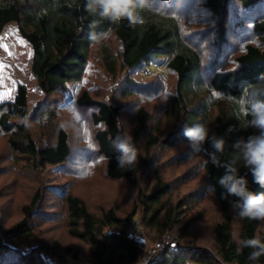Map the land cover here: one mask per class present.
<instances>
[{
    "label": "trees",
    "instance_id": "trees-1",
    "mask_svg": "<svg viewBox=\"0 0 264 264\" xmlns=\"http://www.w3.org/2000/svg\"><path fill=\"white\" fill-rule=\"evenodd\" d=\"M86 2L0 0V41L5 26L16 22L32 47V73L47 97L63 91L71 83H81L93 53L112 77L122 75L125 78L128 86L122 89L121 94L125 99L134 93L149 90L132 79L134 70L166 61L167 68L176 77L174 90L167 96L165 116L159 122L152 124V114L145 105L134 110L136 125L131 142L138 156L132 165L120 167L117 162V157L122 154L118 145L124 141L121 122L124 105L96 98L88 88L79 91L75 99L77 108L90 110V121L96 127L93 155L95 153L99 160L106 163L110 178L124 179L138 186L135 175L142 168L150 167L151 155L158 146L176 147L189 143L184 135L185 129L198 123L204 124L209 132V139L202 145L205 172L210 188H214L212 193L225 215L214 226L215 252H211L206 247L196 246L194 241H191L192 246L179 245L181 239L188 240L190 237L189 224L183 226L181 222L185 203L188 202H183L184 199L175 201L169 182L160 176L150 188L138 189L136 202L126 216L115 206L94 211L80 195L67 190L62 198L69 232L87 243L89 263L139 262L146 249L131 228L135 215L141 213L142 225L152 241L160 240L170 231L177 233L168 248L152 254L151 264H264V255L250 260L252 249L238 245L232 239L235 234L240 240L255 237L264 241V232L260 231L262 220L241 218L236 206L240 198L228 194L219 184L225 172L224 164L230 162L234 155L233 145L255 133L254 128L247 127L244 117L238 115V101L246 87L264 83V0H203L202 4H198L199 0H152L149 8L137 10L145 23L135 27H130L126 18L116 24L85 11ZM199 7L213 16L218 29L214 41L216 52L206 62L198 38L201 34L189 29L186 20ZM239 16L242 18L239 19ZM230 21L239 42L237 47H233L232 61L223 57L219 63L217 60L222 52L219 48L227 41ZM109 29L108 37L103 38L101 34ZM239 29L247 34L238 36ZM92 34L97 36L96 41L90 39ZM112 38L118 41L117 50L111 46ZM228 62L233 65L229 66ZM229 96L233 99H228ZM28 98L26 85L19 83L14 98L0 104L1 128L11 132L9 141L12 147L17 151L23 150L35 167L66 166L72 156L70 135L65 128L59 127L56 115L53 117L54 111L48 112L50 116L45 127L46 130L51 127L56 130L57 137L55 142L43 146H38L32 136L23 131V124L12 120L30 116ZM44 111L39 113L46 115ZM213 136L224 138L223 152L212 147ZM237 168L238 174L247 178L251 192L264 193V187L253 182L243 161L237 164ZM43 197L38 189L31 203L25 205L24 214L29 216L33 213ZM29 226L26 221L18 222L0 234V264H16L8 260L10 254L22 253L8 245L3 237L18 245L24 244L31 234ZM237 247H240L239 253ZM65 255H70L71 261L84 263L78 250L67 248ZM57 259L65 260L62 256ZM33 261V264H48L45 258L39 263L38 259Z\"/></svg>",
    "mask_w": 264,
    "mask_h": 264
},
{
    "label": "rangeland",
    "instance_id": "rangeland-1",
    "mask_svg": "<svg viewBox=\"0 0 264 264\" xmlns=\"http://www.w3.org/2000/svg\"><path fill=\"white\" fill-rule=\"evenodd\" d=\"M199 1L198 4H202L203 0ZM186 20L189 29L201 34H198V38L202 44L204 61H209L217 49L214 45L218 34L215 19L206 13L205 8L199 7ZM228 26L230 29L227 41L219 48L222 51L217 60L219 63L223 57L232 61L231 56L235 51L233 47H237L239 42L232 21ZM239 32L238 36L241 37L247 34L242 29ZM117 45V39L112 38L113 49L117 50ZM32 54V47L21 34L18 24L8 23L0 41V104L14 98L19 83L25 84L29 92L30 116L12 120L16 124H23V131L28 132L38 146H43L55 142L57 137L56 130L52 127L46 130L45 127L50 116L48 112L54 111L53 117L56 115L59 127L69 132L72 156L64 167H35L23 150L17 151L12 147L9 141L11 132L4 131L0 125V234L22 221L28 222L31 228V234L21 245L3 237L8 245L23 254L11 253L8 260L16 264H33V260L38 259L39 263L50 255L56 259L62 256L65 260L60 261L67 263L72 262L70 255H65L67 248H73L83 258V264H90L87 243L69 232L63 193L70 190L80 195L94 211L115 206L126 216L136 202L138 189L150 188L158 176L169 182L175 201L184 199L183 202H188L185 203L181 222L183 226L189 224L190 237L188 240L181 239L179 245L192 246L191 241H194L196 246L215 252L213 229L225 215L212 193L205 169H202L205 166L203 151L192 152L190 143L176 147L158 146L151 155L150 167L142 168L136 173L138 186L124 179H112L107 175L106 163L99 160L95 153L93 155L96 127L90 121V110L78 109L76 105V96L82 88L90 89L96 98L124 105L121 114L122 137L124 140L132 138L136 125L133 113L138 106L147 107L154 120L152 124L165 116L167 96L174 90L176 82L166 61L161 60L134 70L132 79L149 90L141 94L134 93L125 99L121 97L122 89L128 86L125 78L122 75L119 78L112 77L93 53L85 79L81 83H71L63 91L47 97L40 90L32 73ZM232 65L229 63V66ZM43 110L47 112L46 115L39 113ZM38 189L44 197L33 213L27 216L24 214V207L31 203ZM235 228L238 229V226L235 225ZM131 231L146 249V254L136 264H149L152 254L168 248L172 238L177 235L170 231L160 240L152 241L142 225L141 213L135 215ZM260 231L264 232V221L260 225ZM145 258H148L146 263Z\"/></svg>",
    "mask_w": 264,
    "mask_h": 264
},
{
    "label": "clouds",
    "instance_id": "clouds-1",
    "mask_svg": "<svg viewBox=\"0 0 264 264\" xmlns=\"http://www.w3.org/2000/svg\"><path fill=\"white\" fill-rule=\"evenodd\" d=\"M151 3L152 0H87L84 7L85 11L98 15L101 19H107L112 23L119 24L121 20L126 18L129 26L135 27L137 24L142 25L145 23V19L138 15L137 10L149 8ZM110 32L111 29L101 35L106 39ZM90 39L96 41L97 36L92 34ZM228 99L233 98L229 96ZM238 102V115L244 117L247 121V127L254 128L257 131L246 139H239L233 145L234 155L230 162L224 164L225 172L220 177L219 184L227 190L228 194L240 198L236 206L239 208L238 215L241 218L264 221V193L251 192L247 178L240 176L237 168V164L243 161L252 175L253 182L264 187V83L246 87ZM184 135L194 153L202 151V145L209 139L208 129L201 123L186 128ZM211 140L212 147L216 151H224L225 140L223 137L213 136ZM118 149L122 153L117 157L120 167L132 165L136 162L138 152L130 137L121 142ZM213 163H215V159H213ZM202 169H206V166H202ZM211 190L214 191V188ZM232 239L238 245L252 249L249 254L250 260H257L264 255V241L255 237L240 240L235 234ZM239 252L240 247H237V253Z\"/></svg>",
    "mask_w": 264,
    "mask_h": 264
},
{
    "label": "built area",
    "instance_id": "built-area-1",
    "mask_svg": "<svg viewBox=\"0 0 264 264\" xmlns=\"http://www.w3.org/2000/svg\"><path fill=\"white\" fill-rule=\"evenodd\" d=\"M45 260H46V262H47L48 264H81L80 262H77V261H72V262L63 263V262H61L60 260H58V259H56V258H54V257H52V256H50V255H47V256L45 257ZM144 262H145V263L148 262V258H145V259H144Z\"/></svg>",
    "mask_w": 264,
    "mask_h": 264
},
{
    "label": "water",
    "instance_id": "water-1",
    "mask_svg": "<svg viewBox=\"0 0 264 264\" xmlns=\"http://www.w3.org/2000/svg\"><path fill=\"white\" fill-rule=\"evenodd\" d=\"M149 264H151V263H149Z\"/></svg>",
    "mask_w": 264,
    "mask_h": 264
}]
</instances>
